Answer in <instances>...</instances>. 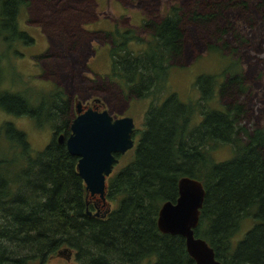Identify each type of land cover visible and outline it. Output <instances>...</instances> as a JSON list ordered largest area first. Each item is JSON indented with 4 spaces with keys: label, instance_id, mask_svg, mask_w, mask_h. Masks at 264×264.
<instances>
[{
    "label": "trees",
    "instance_id": "1",
    "mask_svg": "<svg viewBox=\"0 0 264 264\" xmlns=\"http://www.w3.org/2000/svg\"><path fill=\"white\" fill-rule=\"evenodd\" d=\"M27 1L0 0V42L6 51L18 41L32 42L17 23ZM245 4L210 0L208 13L193 11L191 20L208 21ZM184 17L183 9L172 5L157 21L144 20V38L134 28L115 27L109 33L111 68L106 76L124 96L150 99V104L130 160L106 177L105 199L114 204L106 216H95L87 203L91 197L77 174V157L64 142L52 138L34 151L12 122L0 124V264L43 261L64 248L74 251L79 264H196L184 238L161 233L156 224L161 204L175 201L177 181L184 175L201 181L205 190L195 236L223 264H264V129L239 124L241 107L222 101L231 89H242V78L235 61L215 45L207 48L219 54L222 70L195 77L198 100L166 92L172 69H178L173 62L184 51ZM139 44L143 47L138 51L130 48ZM4 55L0 110L27 114L37 126L48 124L66 136L74 116L64 90L53 86L33 104L31 97L13 91L14 83L3 86ZM212 102L219 106L210 107ZM220 147L228 150V159L213 158ZM245 217L255 225L232 247L231 238Z\"/></svg>",
    "mask_w": 264,
    "mask_h": 264
},
{
    "label": "rangeland",
    "instance_id": "2",
    "mask_svg": "<svg viewBox=\"0 0 264 264\" xmlns=\"http://www.w3.org/2000/svg\"><path fill=\"white\" fill-rule=\"evenodd\" d=\"M116 1L76 0L75 11H59L47 1L28 0L18 13L17 23L19 30L29 35L32 42L18 41L9 51L0 42V55L5 54L3 86L10 88L14 83L12 90L29 100L31 97L32 103L39 93L47 92L53 86L61 87L71 103L78 98L89 101L97 97L102 107L112 115L133 118L136 144L144 129V116L150 99L124 96L106 76L111 68L110 37L107 34L118 26L119 29L134 28L136 34L144 38L148 31L141 23L138 25L140 20L157 21L168 7L179 5L185 14L182 22L184 51L173 62L178 69H172L166 92H176L182 100H198L200 92L194 86L195 77L200 73L222 70L219 54H211L207 48L208 45H215L219 53L235 61L237 74L240 73L242 78V89L239 86L231 89L222 101L241 107L239 124L249 129H264V0H243L245 6L222 10L203 22L191 20L192 12L208 13L206 8L210 0H122L127 5L125 7ZM131 3H136V8L131 7ZM223 28H227V32L218 34ZM142 47L143 44L130 45L136 51ZM216 94L218 97L217 90ZM209 106L219 104L212 102ZM6 121L25 133L34 151L42 150L53 138V130L48 124L37 126L31 117H19L0 110V124ZM131 155L132 149L121 155L112 172L126 165ZM212 155L219 161L228 159L230 153L225 147H220ZM106 202L108 208L114 207L111 201ZM252 224V217L241 220L240 229L231 238L232 247ZM29 264H38V261L35 259ZM42 264L79 262L73 256L71 260H66L55 254Z\"/></svg>",
    "mask_w": 264,
    "mask_h": 264
},
{
    "label": "water",
    "instance_id": "3",
    "mask_svg": "<svg viewBox=\"0 0 264 264\" xmlns=\"http://www.w3.org/2000/svg\"><path fill=\"white\" fill-rule=\"evenodd\" d=\"M75 110L69 133L66 136L60 133L57 141L64 142L67 151L77 157V174L85 184L87 196L98 195L105 204L106 177L112 173L119 156L135 146L134 120L126 115H112L106 109H83V101L75 103ZM177 188L175 201H164L158 210V230L182 236L185 248L196 264H223L216 258L214 249L194 234L205 196L203 184L184 175L178 179ZM91 213L87 210V214ZM94 215L98 216V213ZM71 251L64 248L57 253L68 257Z\"/></svg>",
    "mask_w": 264,
    "mask_h": 264
},
{
    "label": "flooded vegetation",
    "instance_id": "4",
    "mask_svg": "<svg viewBox=\"0 0 264 264\" xmlns=\"http://www.w3.org/2000/svg\"><path fill=\"white\" fill-rule=\"evenodd\" d=\"M24 1H27V0H24ZM42 1H47V4L49 3L52 8L54 9H57L59 11H65V10H71V11H75L76 10V0H42ZM119 2L120 5L122 6H127L126 4L124 5V2L122 0H117ZM116 1V2H117ZM135 4V5H134ZM137 4L136 3H131V7H135ZM136 8V7H135ZM105 20H107V18H104ZM105 20L103 22H105ZM141 25L143 26V23H144V20L141 22H139L138 25ZM118 27V26H116ZM114 28V27H113ZM119 28V27H118ZM127 29V28H126ZM106 33V31H104ZM93 34H96V33H93ZM109 37H110V45H111V36L109 34H107ZM49 46V45H48ZM87 98L85 99H76V100H73L72 102V110H73V116L76 115V110H75V103L77 101H83V109H86L88 107H91L93 109H97L99 111L103 110L104 108L102 107V104L100 103V99L97 98V97H94L93 99L89 100V101H86ZM11 115H15V114H11ZM15 116H26V117H30L29 115L27 114H22V115H15ZM115 116H118V115H115ZM22 131V130H21ZM23 132V131H22ZM24 133V132H23ZM25 134V133H24ZM60 133H58V131L56 130H53L52 131V137L53 138H56L58 137ZM63 134V133H62ZM120 158V156H119ZM119 162V161H118ZM117 165V164H115ZM114 165V166H115ZM114 168V167H113ZM91 198L89 200H87V203L89 205H91V207L93 206L94 208V212H97L98 213V216H101V217H104L107 215V213L111 210V208H108L107 207V202L105 201V204L104 202L98 197V195H95V196H90ZM107 210H109L108 212H106ZM255 225L254 221H253V224L252 226H250L244 233L243 237L245 236V234L251 229L253 228V226ZM59 256H63L66 260H71L72 256L74 257V259L78 262V259L75 257V254H74V251L72 250L70 255L68 257L64 256V255H60L58 254L57 252L55 253ZM53 254V255H55ZM73 254V255H72ZM50 257V256H49ZM49 257H47L46 259H44L43 261H40L39 259H37L38 261V264H42L44 261H46Z\"/></svg>",
    "mask_w": 264,
    "mask_h": 264
}]
</instances>
